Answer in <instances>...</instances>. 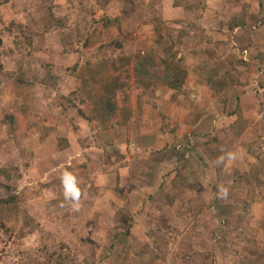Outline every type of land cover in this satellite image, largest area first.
<instances>
[{"label": "rangeland", "instance_id": "rangeland-1", "mask_svg": "<svg viewBox=\"0 0 264 264\" xmlns=\"http://www.w3.org/2000/svg\"><path fill=\"white\" fill-rule=\"evenodd\" d=\"M233 21L246 27L233 35ZM0 39L4 70L23 62L35 84L0 81V120L19 117L22 142L0 131V170H20L22 208L40 225L22 245L1 237L0 264H43L62 246L81 264H143L153 219L171 234L161 264H264V0H10ZM101 66L131 82L127 126L87 121L86 68ZM169 66L187 72L181 91ZM47 71L57 83L35 79ZM73 93L84 116L61 99ZM221 131L229 149L212 145ZM255 173L260 184L241 180ZM150 196L165 210L155 218Z\"/></svg>", "mask_w": 264, "mask_h": 264}, {"label": "trees", "instance_id": "trees-1", "mask_svg": "<svg viewBox=\"0 0 264 264\" xmlns=\"http://www.w3.org/2000/svg\"><path fill=\"white\" fill-rule=\"evenodd\" d=\"M186 2L188 0H175L178 2ZM10 2V0H0V8L4 7ZM13 27V25L11 26ZM246 27V24L242 22L241 24H236L235 21L230 25V30L234 35L235 29ZM20 28V31L25 35L26 31L24 28ZM158 32L161 30L158 28ZM183 33V32H181ZM28 40V44L32 45V40L30 36H24ZM2 47V40L0 39V49ZM172 49L169 50L170 54L172 53ZM232 58V57H231ZM259 62L257 66H260L261 63H264L262 58L257 59ZM231 62V61H230ZM237 65L240 67H244L247 62L241 60H237ZM23 62L19 63L18 72H6L1 63V53H0V81H5L6 83H13L16 85V89L23 90L26 87L33 88L35 86L34 82H29L27 77V71L25 68L23 69ZM98 72L91 68H86L89 74V78L84 81V90L86 92L87 101L91 102L92 108L90 110L91 115L87 119L89 123L97 122L98 125H104L108 129L112 127L116 129L118 126H127L129 125L133 112H132V103L131 98L125 90L130 87L131 82H127L121 76L117 75H107L105 76L103 70V66L98 67ZM169 71L172 74V78L169 81V88L173 91H181L185 85L187 72L181 66L177 67H168ZM76 71V69H75ZM37 81H41L42 84H53L57 83L58 79L55 78L51 72L47 71L45 74V78L40 80L38 76L35 77ZM235 80V79H234ZM234 80H232L234 82ZM51 86H55L51 85ZM121 93L125 94L124 98V106L123 108L119 106L117 99L121 95ZM78 94L73 93L69 98H61L66 104V106L75 110L79 116H84V111L80 110L78 106L75 104V99ZM77 99V98H76ZM86 100L80 98V101L85 104ZM63 104V103H62ZM64 106V105H63ZM26 108H24V112ZM238 113V111L236 112ZM239 114V113H238ZM240 124H242L241 115L238 117V121L236 125L232 126L233 130H240ZM19 117H16L12 113L6 114L0 120V131L2 129H6L7 137L16 142L17 145L21 148L22 142L19 139ZM100 127V126H99ZM244 127V126H242ZM224 136V142L220 140V136H215L213 138L212 145L216 146L217 149H229L230 146H226L227 140L229 137V133L221 131ZM241 137V134H238V139ZM226 143V144H225ZM69 148V144L66 139H63L59 143V150L63 151ZM221 172V171H220ZM183 171L181 169L177 170L176 177L180 179L182 177ZM21 172L18 168H14L12 170L3 169L0 170V238L6 237L13 241L15 244L22 245L24 240L31 234L36 233L39 230L38 222L33 219L29 213L26 212L22 208V204L20 198L17 193V183L21 180ZM241 180L246 181L247 183H252L253 180H256L258 183L260 179L258 175L255 173L253 176L250 175H241ZM178 184V183H176ZM260 184V183H259ZM151 203V214L150 217L155 218V212L161 210L165 211L163 208H160L158 205H154L153 196H150L149 199L145 203ZM135 222L130 220V226L128 230V236L131 235V230L133 228ZM149 230L146 232V236L148 241L144 244H141V249L137 253V257L140 258L143 264H152L154 262L169 263L171 257V252L168 249V242L171 240V234L168 233V230H164L158 228L155 220L153 219L149 225ZM223 229V228H221ZM132 239L136 241V238L133 236ZM202 243V241H201ZM132 246V250H133ZM65 248L62 246L58 251H50L48 248L44 250V257L42 258L43 264H81L78 263L75 257L72 256V253H64ZM130 252L126 254V259L128 261V255ZM146 256L150 260L146 261ZM19 264H29L28 261H23ZM172 264V263H171ZM184 264H187L184 263Z\"/></svg>", "mask_w": 264, "mask_h": 264}]
</instances>
